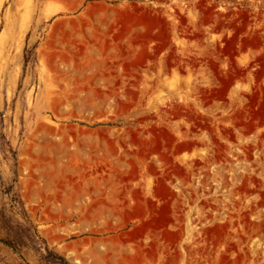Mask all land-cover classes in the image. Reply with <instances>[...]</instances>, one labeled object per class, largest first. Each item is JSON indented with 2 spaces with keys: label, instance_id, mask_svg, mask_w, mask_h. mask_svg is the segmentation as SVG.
<instances>
[{
  "label": "rangeland",
  "instance_id": "obj_1",
  "mask_svg": "<svg viewBox=\"0 0 264 264\" xmlns=\"http://www.w3.org/2000/svg\"><path fill=\"white\" fill-rule=\"evenodd\" d=\"M0 264H264V0H0Z\"/></svg>",
  "mask_w": 264,
  "mask_h": 264
}]
</instances>
